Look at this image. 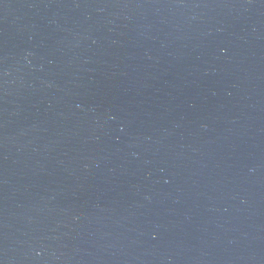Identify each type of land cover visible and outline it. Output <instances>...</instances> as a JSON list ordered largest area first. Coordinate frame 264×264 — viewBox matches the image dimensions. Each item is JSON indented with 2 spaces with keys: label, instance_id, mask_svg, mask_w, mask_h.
<instances>
[{
  "label": "water",
  "instance_id": "95a60500",
  "mask_svg": "<svg viewBox=\"0 0 264 264\" xmlns=\"http://www.w3.org/2000/svg\"><path fill=\"white\" fill-rule=\"evenodd\" d=\"M0 264H264V0H0Z\"/></svg>",
  "mask_w": 264,
  "mask_h": 264
}]
</instances>
